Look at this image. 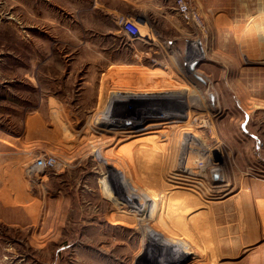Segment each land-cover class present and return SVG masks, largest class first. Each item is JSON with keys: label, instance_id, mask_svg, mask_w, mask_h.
<instances>
[{"label": "rangeland", "instance_id": "rangeland-1", "mask_svg": "<svg viewBox=\"0 0 264 264\" xmlns=\"http://www.w3.org/2000/svg\"><path fill=\"white\" fill-rule=\"evenodd\" d=\"M175 1L0 0V264H162L127 213L132 186L138 201L158 197L153 226L197 252L175 264H236L241 254H225L231 197L264 179V0H192L206 34ZM132 97L193 120L94 133L96 112ZM47 156L63 167L33 173ZM189 164L198 188L174 189Z\"/></svg>", "mask_w": 264, "mask_h": 264}, {"label": "bare ground", "instance_id": "bare-ground-1", "mask_svg": "<svg viewBox=\"0 0 264 264\" xmlns=\"http://www.w3.org/2000/svg\"><path fill=\"white\" fill-rule=\"evenodd\" d=\"M262 14L264 15V11H263ZM195 64H196V62H194L191 65V69H194ZM166 69L167 70H170V72L173 71L170 66L167 67ZM198 78H200V77H198ZM149 80H151V78ZM142 85H144V84H142ZM144 95H145V97L147 99L148 98L146 96L147 93H145ZM131 99H132L131 102H126V103L123 102L124 104L122 103L123 105L121 104L122 105L121 107H117V108L115 107V108L110 109V110H103V111H100V112H96L91 117V121L93 123H95L94 129H93L94 133H96V134L103 133V134H109V135H116V137H117L118 135L119 136L120 135H123V133H128V132H130L132 130H135V129H139L138 131H144L145 133H148L151 130L154 131V132L155 131L157 132V131H163V130L170 129L171 126L168 125L170 123H174V124L177 123L176 120H174V119L172 120L171 118L176 117L178 119H182L183 121H187L188 120L190 122H191V120H193V117L192 116L183 114V111L182 110H180L178 108H175L173 106H170L168 104L161 103V102H163V100H160V102H157L158 103L157 104L155 102L145 101L144 98H139V97H132ZM152 101H155V100H152ZM213 106H214V104H213ZM123 136H126V135H123ZM187 136H185V137H187ZM101 137H103V136H101ZM193 137H195V135H193ZM195 138H197V137H195ZM195 138H191V137L189 138L190 140H192V142H193L192 144H194V139ZM101 140H103V139H101ZM105 140L106 139H104V142H106ZM183 140H185V139L183 138ZM187 142H189V140L188 141H182V144L185 146V144H187ZM107 143H108V141L106 142V144ZM106 144H104V145H106ZM194 145H196V144H194ZM97 149H99V148H97ZM179 154H180V152H179ZM148 158H149V156H148ZM190 158H193L192 160H194L195 163H199L200 162L199 158L196 157V156H194V155L191 156ZM207 160H208V157H207ZM188 162H189V160H188ZM191 165L190 166L187 165L185 167L186 174H187V178L181 177V175H180V177H173L172 178V179H174V181L172 182L173 185H171V186L174 189L179 188V187L184 186V185H188L187 182H193V183H195L196 184L195 185V188H198V186H197L198 185V181H201V179H195V180H194V178L192 179L193 174H192V169L191 168H194V166L192 167ZM194 165L196 166L197 164H194ZM108 166H109V169H111V170H115L116 169V166L113 165L112 163H110V164L108 163ZM121 168L120 169L118 168V169L121 172V175L123 176V178H128L129 179L131 177L132 178H134V177L136 178V177L140 176V174L137 175V176H135V174H133V173L131 174V172L128 173L126 171V167L125 166L124 167L122 166ZM133 168L136 169V165ZM149 168L151 169L152 167L151 166H148V165H145V164H143L141 162V164H138V166H137V171L138 170H142V171L146 172L145 173L146 174V177H149L151 175V174H147L148 173L147 170H149ZM32 171H33V173L39 174V173L44 172L45 170H43L42 168H34L33 167ZM218 171H219L218 169L214 170L213 171L214 172L213 174L214 175L215 174H218ZM140 177L142 178V176H140ZM155 177H158V176H155ZM114 179H117V178H114ZM191 179H192V181H191ZM119 180L122 181V179H121L120 176H119ZM200 186H203V183H201ZM137 189L132 186L130 188V190H129V193L130 194L128 195V198L127 197H124V196H122V198H123V201H124V199H126V200H131L132 199V202L130 203V207H131L130 208V211L127 212V213H132L135 216V219H133V223H136L137 224L136 225L137 228L140 231L143 232V235H144L145 239L148 241L150 248L153 249L152 255H154V254L157 255L155 257L153 256V259L156 260L157 262L162 263V264H168V263L169 264L170 263L171 264H173V263L175 264V262H176L175 260L177 258H178V260L182 258V261H185L186 263L188 261H192L193 263H195L198 260L197 259L195 261L196 258L194 256V255H197V252L193 249V246H192L191 242L189 243V241L188 242L187 241H184L185 239L182 241V240L178 239L177 237L174 238L173 237V233L170 232V231L169 232L172 233V236H169L170 234L167 236L166 235L167 233L165 234V231L162 232L163 231L162 229L160 231V228H159V230H157V228L155 226H153V224H154L153 223V220H155V217L158 215V213H157L159 211L158 210V206H160V205H158V203L155 202L156 200H158V197L157 196L154 197V200H151L150 198L145 197L144 200L138 201L137 198L139 199V197H137V196L140 195V194L138 193V190ZM133 191H136L138 193V195H134ZM140 197L142 198L144 196H141L140 195ZM182 201L185 202V200H182ZM178 202L179 203H176V202L171 201V203L173 205H177V207H179V205H182L183 206L184 202H180V201H178ZM163 204H162V206H163ZM121 207L124 208L125 207V204L122 203ZM197 217L200 218L201 216L198 215ZM129 223H130L129 221H126V218L123 221L119 222V224H121V225H125V226L127 225L129 227H133V226H130ZM167 223H164V224L167 225ZM154 225H156V224H154ZM165 229H167V227ZM171 231H172V228H171ZM181 234H183V233L181 232ZM179 236H180V234H179ZM188 239L189 238H187V240ZM153 252H155V253L153 254ZM199 254H200V252H199Z\"/></svg>", "mask_w": 264, "mask_h": 264}, {"label": "crops", "instance_id": "crops-1", "mask_svg": "<svg viewBox=\"0 0 264 264\" xmlns=\"http://www.w3.org/2000/svg\"><path fill=\"white\" fill-rule=\"evenodd\" d=\"M245 185L236 197H231L236 203L229 211L231 215L236 214L237 219L228 224L230 234L225 254H241L236 264H264V179H252Z\"/></svg>", "mask_w": 264, "mask_h": 264}, {"label": "built area", "instance_id": "built-area-1", "mask_svg": "<svg viewBox=\"0 0 264 264\" xmlns=\"http://www.w3.org/2000/svg\"><path fill=\"white\" fill-rule=\"evenodd\" d=\"M175 3L180 18L187 25L193 26L202 34H206L207 27L205 21L194 2L192 0H176ZM123 26L129 33L136 34L139 32L133 22H129ZM61 167H63V165H61L54 156L39 158L34 164V168H42L43 170H57Z\"/></svg>", "mask_w": 264, "mask_h": 264}, {"label": "water", "instance_id": "water-1", "mask_svg": "<svg viewBox=\"0 0 264 264\" xmlns=\"http://www.w3.org/2000/svg\"><path fill=\"white\" fill-rule=\"evenodd\" d=\"M192 50H193V53H195V50H194L193 46H192ZM217 177H218V175L215 174V178H217Z\"/></svg>", "mask_w": 264, "mask_h": 264}]
</instances>
